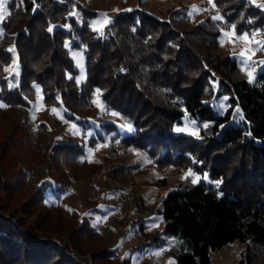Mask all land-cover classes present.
Listing matches in <instances>:
<instances>
[{
    "label": "trees",
    "instance_id": "16d2710c",
    "mask_svg": "<svg viewBox=\"0 0 264 264\" xmlns=\"http://www.w3.org/2000/svg\"><path fill=\"white\" fill-rule=\"evenodd\" d=\"M17 4L19 0H12L7 5L11 14L2 24L0 37V101L7 105L0 109V116L18 106L30 107L24 97L35 99L39 86L47 105L62 101L70 118L84 121L81 113L93 109L99 89L106 108L135 128L132 135L121 139L124 146L157 155L161 166L195 161L201 164L196 168L208 171L211 180H222L218 189L200 182L169 193L159 209L163 230L153 240H172L177 264H214V253L234 242L246 246L239 264H259L256 251L264 249V72L252 83L235 78L240 66L219 40L226 25L234 26L238 35L264 27V11L252 0H215L223 21L207 16L188 27L190 18L181 9L159 13L135 9L117 15L101 36L90 24L72 32L63 28L49 32L53 24L66 23L69 9L59 0H36L35 12L32 0H24L23 7ZM75 36L79 41L71 47L85 48L87 58V80L79 84L74 60L65 47L66 40ZM11 47L21 63L19 83L13 90L7 89L2 78L12 59ZM213 83L218 85L216 92ZM225 96L229 108L218 116L210 104ZM237 104L245 127L221 128L232 120ZM186 113L209 123L202 131L203 139L174 134V126L182 123ZM40 127L45 131L44 123ZM6 133L0 131V137ZM22 142L21 138L17 144ZM6 144L1 138L0 161L9 151ZM50 144L45 150L51 158L67 146ZM66 153L76 166H93L79 158V149ZM26 174L21 167L16 183H2L0 176V190L7 192L12 203L20 204L9 215L0 214V264H88L72 249L106 264H132L130 258L110 248L109 240L100 249L84 246L85 241L94 240L93 224L82 220L78 212L67 217L53 205L58 200H46L47 180L26 195ZM74 175L76 180L85 179L77 172ZM124 177L117 178L124 181ZM66 189V182L52 185L53 197ZM97 204L87 203V210ZM8 208L3 205L0 211ZM20 211L35 216L33 223L22 217L14 221ZM49 232L65 238L56 241L46 236Z\"/></svg>",
    "mask_w": 264,
    "mask_h": 264
},
{
    "label": "rangeland",
    "instance_id": "374dc122",
    "mask_svg": "<svg viewBox=\"0 0 264 264\" xmlns=\"http://www.w3.org/2000/svg\"><path fill=\"white\" fill-rule=\"evenodd\" d=\"M14 1L16 2V0ZM252 2L257 7L264 4V0H252ZM59 3L66 5L69 9L65 24L70 27H63L65 24L57 22L52 25L55 26L53 30L63 28L67 32L76 31L77 27H83L84 24H90L92 29L91 22L100 19V14L102 13H107L112 23L117 15L129 12L128 9L130 11L143 9L152 13H159L167 9H181L187 13L188 11H192V5H198L201 9H208L206 11H193V14L189 16L188 27H193L207 16H214L217 13L221 16L216 7L215 0H212L215 8L208 3V0H59ZM260 9L264 11V8L260 7ZM73 11L77 15L69 16V13ZM111 23L104 28V31ZM2 24L0 23V27H2ZM232 27L226 25L223 31L232 30ZM96 33L100 35V33ZM235 33L237 34L236 31ZM247 33H249L250 39L252 38L251 34L256 33L255 40L264 41V27L262 26L252 28ZM228 39L225 42V45H227L225 50L230 52L231 56L237 60L240 66L239 71L235 73V78L248 79L247 72L254 68L253 81H255L258 75L264 72V65L242 66L240 62L241 58L238 55L234 56L233 52L239 53L244 45L239 42L235 44L230 43ZM74 41H79L76 36L73 40L68 38L65 44H68L66 48L70 51L72 58L74 52L82 54V67L73 58L77 71L74 77L77 80L83 75L84 79L80 83H84L88 76L85 48L73 49L71 46ZM250 47L255 48V45H250ZM12 54L11 62L6 65V68L12 66L13 60L17 61L19 83L21 63L16 52ZM253 61H264V51H256L251 56L250 64ZM69 77L72 76L70 75ZM2 78L6 81L7 89H15L16 86L12 88L8 86L9 79L12 84H17V78L14 74L10 77L9 73L4 71ZM2 88L0 84V91ZM39 88L41 90L42 101L38 109H36V93V98H31L30 107L18 106L0 116V131H7L0 139L2 138L7 143L5 150L9 148V151L6 152L0 161L2 183L8 180L16 183L17 175L22 167L25 173H27V181L24 183V189L28 190L26 195L37 185L42 186V181L47 180L50 183L49 185L47 183L46 200H58V203L53 205L55 208H60L59 210H62L67 217H70L74 212H78L77 214L82 215V220H89L93 224L96 237L94 236V240L91 242L85 241L83 243L84 246L90 245V247L100 249L102 243L109 240L107 243L110 244V248L115 250L120 257L130 258L132 264H169V260L177 264V260L171 251L173 241L162 242L160 240H153L156 234L161 232L164 227L159 209L169 193L194 186L191 183V176L187 179H182L189 169L196 176L200 177L204 173H207L209 177L208 171L198 170L196 166H200L201 164L197 162H193L191 165L169 164L161 166L157 164V155L152 156L140 147L124 146L121 139L132 135L135 132V128L120 115H113L115 112L106 108L100 92L98 95L97 93L94 95L92 100L93 109L89 108L81 113L85 117V120L81 121L79 118H70V112L63 106L62 108L66 111L61 112V105H47L42 88ZM213 90L215 92L218 91L217 83H213ZM94 101L102 105V108L98 107ZM228 101L229 99L224 100L222 97L210 105L214 113L221 116L229 108ZM221 103L226 106V110L220 107ZM0 104L6 105L1 101ZM52 107H57V114L52 113ZM2 108L5 109L7 107H0V109ZM61 115L63 118H61ZM33 116H35V120H33ZM190 121H195L196 126L199 127L198 135L191 134L196 129L189 123ZM245 122V118L240 120L239 116L233 115L232 120L222 128L228 125L245 127ZM42 123L46 125L45 131L40 127ZM72 124H75L77 129L80 130L79 134H74L75 130L71 129ZM113 124L116 128L113 127ZM126 124H131L133 130L128 131L127 128L121 127V125ZM186 124H188L186 131H175V128H183ZM204 124L209 125V123L194 119L186 113L182 119V123L174 126L173 132L177 135L190 136L201 140L203 139L202 131L207 129L203 128ZM11 134L14 135L12 136ZM21 138L23 142L17 144ZM117 141L119 142L117 143ZM256 142L260 143V140H256ZM41 143H43V147H40ZM48 143H51L50 145L67 144V146L56 154L57 158L55 156L51 158L45 150ZM105 144L107 147H98ZM2 149L0 148V151ZM71 149L73 151L79 149V158L81 160H88L93 166L79 167L68 161L66 151ZM74 172H77L80 176L85 175V179L76 180L78 176L74 175ZM88 173L93 174L92 176L90 175L92 177L91 180L87 176ZM123 175L127 177H124V181L117 178L119 176L123 177ZM209 181L213 180L209 177ZM65 182L67 184L66 192L53 197L51 191L52 185L53 187L55 185L60 186ZM200 182L205 183L208 188L218 189L215 184L203 179L198 183ZM0 198V207H3V205L9 206L7 210L0 211V214L9 215L10 211H14L20 205L12 203L3 188L0 190ZM91 202L93 204L98 203L97 208L87 210V203ZM100 206H103V210H101ZM96 216H100L101 219L97 221ZM21 217L26 219L29 224H32L35 219V216L28 217L20 211V215H15L14 221H17ZM152 217L156 218L158 226L152 227L153 221L150 219ZM150 227L151 230H148ZM39 234L45 233L39 232ZM46 236L56 241H62L65 238L60 237L59 232H49ZM245 247V245L239 242L231 243L214 253L213 263L239 264L241 253ZM161 249L167 250L160 256L153 254ZM71 251L76 255L78 254L80 259L87 260L88 264H106V262H100L88 254H81L80 249H72ZM256 252L261 259L259 264H264V249L257 250Z\"/></svg>",
    "mask_w": 264,
    "mask_h": 264
},
{
    "label": "snow or ice",
    "instance_id": "6c2138e0",
    "mask_svg": "<svg viewBox=\"0 0 264 264\" xmlns=\"http://www.w3.org/2000/svg\"><path fill=\"white\" fill-rule=\"evenodd\" d=\"M10 2H11V0H0V23H3L6 20V17L11 14L8 11L7 7H6V5L9 4ZM32 2H33V5H34L33 12H35L36 11V7H37V6H35L36 5V0H32ZM208 3L211 4L213 8H215V4L212 3V0H208ZM23 5H24V0H19V4H17L16 6L17 7H23ZM259 6L261 8H264V4H261ZM191 8H192V11H188L187 12V15L188 16H191L193 14V11H202V10L203 11H206V10H208L207 8L201 9L198 5H192ZM128 11H130V9H128ZM76 15H77V13L75 11L69 13V16H76ZM100 17H101L100 19L93 20L91 22V25H92L93 31L100 33V35L102 36L104 34V28L109 23H111V21L108 18V14L107 13L100 14ZM211 19H213V20H222L223 18L217 13L216 15L212 16ZM54 27L55 26H50L47 30L49 32H52ZM63 27H70V26L67 25V24H65ZM0 36H3V28L2 27H0ZM255 36H256V33H252L251 34V37L252 38L250 39L249 38V33H247V32L237 35L235 33L234 26H233L232 27V30H229V31H223L222 30V35L220 37L219 43H220V46H223L225 44V42H226V39L233 38V39H228V42L234 43V44L236 42H239V43H241V44L244 45V47L242 48V50L239 53H236L235 51L233 52V55L234 56L235 55H238L241 58V61L240 62L242 64V66H244V67H252L255 64L264 65V61H259V62H254L253 61L250 64L251 56L254 55L256 51H264V41H257V40H255ZM253 44L255 45V48L250 47V45H253ZM65 47H68V44L67 43L65 44ZM8 51L9 52H12V53H15V48L14 47L9 48ZM72 55H73V58L77 60V64L82 67L83 66V64H82V61H83L82 54L81 53L74 52ZM4 71L8 72L9 75H10V77L14 74L15 77L17 78V84L16 85L12 84V82H11L10 79L8 80V86H9V88L18 86V76H19V72H18V64H17V61L16 60H13L12 66H10L8 68H4ZM253 71H254V68H253V70H250V71L247 72L248 82L249 83H252L253 80H254ZM69 79H72V77H69ZM83 79H84V77H83V75H81L76 80V83L79 84L81 82V80H83ZM40 92H41V90L37 86L36 87V93H37L36 109H38L40 107V103L42 101V96L40 95ZM99 92H100V90L97 89L96 90L97 95L99 94ZM24 99L28 103H31V101H28V98L27 97H24ZM57 99L59 100V98H57ZM223 99L224 100H228L229 97L225 96V97H223ZM94 103H97V106L102 108V105H100L97 101H94ZM60 104H61V110L60 111L61 112H65L66 110L62 108L63 102L60 101ZM0 107H7V105L0 104ZM220 107L222 109H225L226 110V106L223 103H221ZM51 111H52L53 114H57L58 113L57 107H52ZM113 115H116V113H113ZM234 115L239 116V119L240 120H243L244 119L243 112L241 111V109H240V107H239L238 104H237V106L234 109ZM61 118H63L62 115H61ZM33 120H35V116H33ZM65 122H67V121H65ZM189 123L196 129L191 134L192 135H198L199 127L196 126V122L195 121H190ZM121 127L122 128H127L128 131H132L133 130L131 124L121 125ZM208 127H209L208 124H204L203 125V128H208ZM220 127L222 128V127H224V125H221ZM187 128H188V124H186L183 128H181V127L175 128V131L176 132H182V131H186ZM71 129L75 130L74 131V134H79V131L80 130L77 129V127H76L75 124H72L71 125ZM248 134L250 135L251 133L249 132ZM118 142L119 141H117V143ZM98 147H107V145L106 144L105 145H100ZM189 176L192 177L191 183L193 185L197 184L201 179H203L205 181H208L209 183L215 184V186L217 188H219L220 184L222 183V180L209 181V177H208V174L207 173H204L202 177L196 176L192 172L191 169L188 170V172L185 174L184 177H182V179H187ZM100 208H101V210H103V206H100ZM100 219H101L100 216H96V220L97 221H99ZM150 219L153 221L152 227L158 226L156 224V218L155 217H152ZM148 230H151V227ZM118 247H119V245H118ZM166 250L167 249H161L160 251L155 252L153 254L156 255V256H160ZM126 255H128V254H126ZM169 264H174V261L169 260Z\"/></svg>",
    "mask_w": 264,
    "mask_h": 264
}]
</instances>
